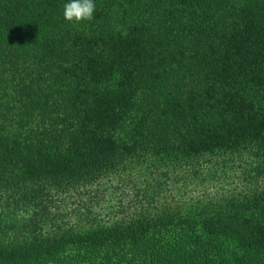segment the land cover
<instances>
[{
    "label": "trees",
    "instance_id": "obj_1",
    "mask_svg": "<svg viewBox=\"0 0 264 264\" xmlns=\"http://www.w3.org/2000/svg\"><path fill=\"white\" fill-rule=\"evenodd\" d=\"M69 2L0 0V264H264V0Z\"/></svg>",
    "mask_w": 264,
    "mask_h": 264
},
{
    "label": "rangeland",
    "instance_id": "obj_2",
    "mask_svg": "<svg viewBox=\"0 0 264 264\" xmlns=\"http://www.w3.org/2000/svg\"><path fill=\"white\" fill-rule=\"evenodd\" d=\"M205 167L206 166L203 167V170H205ZM182 172L186 175L185 180H181V178L175 177L176 179H174V181L166 184L165 194L168 196L170 202H172L170 200V197H173L179 201H184L183 203H193L196 200L209 202L223 192H226L224 190L230 191L231 187H234L233 179L231 176H216L210 181H205L201 184H197L193 178H190L189 175L192 174L191 169L188 166H184L182 168ZM175 180L181 181L175 182ZM104 189L107 190V192L105 191L106 193L103 198L102 196L99 197L100 199L98 200V205L95 209L94 214L97 222H100V224L102 225L110 223L111 219L115 217L116 211L119 210V201L123 196H121L122 190L115 192V185H113L111 181H107ZM94 194L95 193H89L85 198H89ZM95 202L97 203V201Z\"/></svg>",
    "mask_w": 264,
    "mask_h": 264
},
{
    "label": "clouds",
    "instance_id": "obj_3",
    "mask_svg": "<svg viewBox=\"0 0 264 264\" xmlns=\"http://www.w3.org/2000/svg\"><path fill=\"white\" fill-rule=\"evenodd\" d=\"M94 11V0H70L64 6V18L69 22L91 20Z\"/></svg>",
    "mask_w": 264,
    "mask_h": 264
}]
</instances>
